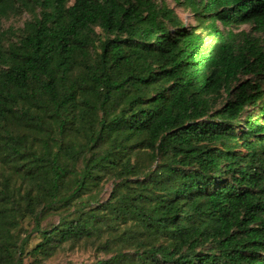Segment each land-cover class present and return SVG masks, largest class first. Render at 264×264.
<instances>
[{
    "label": "trees",
    "instance_id": "trees-1",
    "mask_svg": "<svg viewBox=\"0 0 264 264\" xmlns=\"http://www.w3.org/2000/svg\"><path fill=\"white\" fill-rule=\"evenodd\" d=\"M172 2L0 0V264H264V0Z\"/></svg>",
    "mask_w": 264,
    "mask_h": 264
},
{
    "label": "rangeland",
    "instance_id": "rangeland-1",
    "mask_svg": "<svg viewBox=\"0 0 264 264\" xmlns=\"http://www.w3.org/2000/svg\"><path fill=\"white\" fill-rule=\"evenodd\" d=\"M170 6H173L175 10L178 12L180 17L182 18L183 22L185 24H193L194 20L191 17V14L183 10L181 7L175 5L172 0H165ZM34 13L33 8L28 7V6H22L20 5L17 7L14 11L10 12L8 15L0 17V30H11L15 31V33L18 31L20 27H22L23 23L26 20H29ZM246 28L249 30L248 25H243L240 27V29ZM8 33V35H13L11 34L12 32ZM111 185L106 184L103 197H106L109 190H110ZM47 220L43 222V224L46 223ZM49 221V220H48ZM47 221V222H48ZM30 227V226H29ZM37 238L35 237L32 240V243L36 242ZM93 253L90 251V249H83V248H74V249H69L67 247L63 248L62 250H59L54 256H52L50 259H48L47 264H63L66 261H72L75 264H81V263H86L90 262L92 260Z\"/></svg>",
    "mask_w": 264,
    "mask_h": 264
}]
</instances>
